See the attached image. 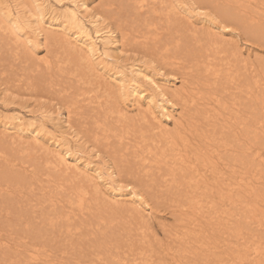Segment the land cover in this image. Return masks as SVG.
<instances>
[{"label":"bare ground","instance_id":"bare-ground-1","mask_svg":"<svg viewBox=\"0 0 264 264\" xmlns=\"http://www.w3.org/2000/svg\"><path fill=\"white\" fill-rule=\"evenodd\" d=\"M54 1L64 6L60 11L51 10V15L45 17L44 1L0 0V33L13 44V59H19L22 53L31 56L36 39L46 38L49 27L61 28L66 33L72 30L66 44L77 52L89 75V80L78 87L84 90L85 85L94 84L92 88L101 89L103 84L114 82L120 101L109 106V94L100 100L95 95L78 93L67 110L65 127L71 129L72 115L89 110L93 140L106 148L119 146L107 153L112 158L120 153V161L124 162L120 171L134 185L140 182L148 188L149 182L157 179L160 185L164 184L166 192L179 203L178 223L163 231V239L154 234H138L143 226L139 208L126 207L123 202L108 198L99 183L70 161L67 151L59 149V142L54 140L52 147L41 143L35 125L23 122L18 115L5 116L0 121L4 136H9L8 143L26 156L37 154L46 173L55 175L56 180H42L35 178L36 172L28 173L29 187L26 191L16 190L11 196L15 203L25 202L24 206L37 212L32 218H39L38 227L72 225L73 232L65 229L71 238L76 225L89 223L86 218L95 210L128 213L126 235L130 248L135 245L137 252L131 256L115 251L121 256L117 258L119 262L111 264H264V65L257 64L262 63L261 59L244 57L236 41L222 37L227 32L231 38L243 36L246 41L264 45V0H190L192 11L201 12L199 17L210 24L209 31L202 36L190 21H180L166 0H130L125 4L126 0H104L111 21L91 8L89 0ZM123 6L133 8L137 30L125 29V22L120 21L119 10ZM185 19L188 21V16ZM29 31L34 33L33 37H29ZM118 44L137 45L164 81L178 80L179 84L170 82L175 86L165 87L138 65L123 71L113 53ZM33 63L45 71L58 66L60 61L45 55ZM105 72L110 73L105 76ZM143 81L152 85L158 96L180 105V116L172 118V128L167 123L171 109L162 105L166 113L156 112L155 93L144 94ZM132 106L135 113L130 115L128 109ZM108 107L113 109L109 113ZM44 114L42 117L46 118L48 115ZM113 120L118 123L114 124L117 132L108 128ZM11 129L16 135L30 131L33 143L25 144L15 134H8ZM146 130L151 133H145ZM27 167L23 169L28 170ZM107 175L115 181L113 171ZM7 177V172L0 174V198L14 192ZM64 181L73 182L74 187L62 190ZM37 187L44 190L40 198L49 202L46 209L40 205L39 211L31 203ZM113 194L117 197L120 192ZM59 197L64 198L61 205ZM22 207L20 204L19 208ZM4 209V214L0 213V218H6L5 225L0 222V264L49 261L48 254L45 259L41 257L45 251L41 253L40 241L25 240V235L14 231L7 216L11 209ZM18 213L16 221L23 216L19 210ZM14 232L19 236L13 238ZM10 250L14 257L22 256L16 263L10 261Z\"/></svg>","mask_w":264,"mask_h":264},{"label":"rangeland","instance_id":"rangeland-1","mask_svg":"<svg viewBox=\"0 0 264 264\" xmlns=\"http://www.w3.org/2000/svg\"><path fill=\"white\" fill-rule=\"evenodd\" d=\"M36 1L38 3L44 1L43 13L45 17L51 15V10L60 11L59 8L64 6V4L54 0ZM129 1L126 0L123 4ZM89 3L91 8L98 9L101 12L100 14L104 19L111 21V16L108 12L110 9L108 11L105 10L108 6L106 1L89 0ZM29 4L32 10L35 11L34 3L30 1ZM166 4L172 6V10L177 13L180 21L185 23L190 21L199 36L209 31L207 26L210 24L199 17L201 12L192 11L194 6L192 7L190 0H166ZM119 12V19L125 22V29L130 31L137 30V24L133 22L135 14L133 8L123 6V9L119 10ZM185 15L188 16V21L185 19ZM59 19L60 16L56 20L59 21ZM71 31L66 33L61 28L49 27L46 29V38L39 37L36 39L37 44L33 49L34 52L30 51L29 53L31 56L27 55L25 57L24 55L26 54L21 52L22 55L19 59H13V44L11 45L10 40V42H7V37L0 33V38H4L3 42L0 41V121L5 116L18 115L23 122H32L36 131L41 134L40 142L50 147H52L50 143L54 140L59 142V149L63 150V152L67 151V158L72 162H76L81 171H84L94 181H97L102 192L108 198L113 197L116 201L126 204V207L139 208L143 217V226L138 230V234L140 232L154 234L155 238L163 239V231L173 229L178 223V208L176 206L179 203L176 201L175 196L171 195L170 192H166L164 184H162L163 186L160 185L158 179L156 182H149L148 188L142 187L143 184L140 185V182H138V185H134L129 176L125 172L120 171L124 164V162L120 161V153L114 158L107 153V151H116L119 146L115 144L113 148L112 146L111 148L102 147L91 137L90 127L93 124L89 117V110H85L82 115H72L70 120L71 129L65 127L63 121L66 119L67 110L73 106L75 97H72L78 93H85V95L93 97L95 95L100 100L106 98V95L109 94V106L117 105L118 101H120L114 82H111L112 85L103 84L101 89L98 87L92 88L94 84L85 85L84 90H82L83 87H78L82 82L86 81L89 75L86 66L78 58L77 52L68 49L71 44L68 45L66 42H68ZM115 33L116 37L119 38L116 31ZM226 33L222 37L224 39L227 38L229 42L236 41L244 57L250 60L261 59L262 63L257 64L264 65V45L255 40L246 41L243 36L237 37V39L236 37L231 38L232 36ZM28 35L33 37L34 33L29 31ZM20 51L23 50L20 48ZM114 51L113 53L118 57L117 62L120 65V69L123 71L128 72L127 68L130 65H138L143 72L150 74L158 82H162L165 87L169 85L173 88L175 86L173 84H179L178 80L170 81L173 84L169 80L164 81L159 74L161 72L158 71L154 63L148 62L149 59L140 52V49L138 50L137 45L131 44L130 47V45L123 46L118 44L117 49H114ZM45 55H48L52 60H59V65L50 70L45 69V71L41 66L38 69L33 62L42 59ZM35 59L37 60L35 61ZM110 72L112 73L113 70H110ZM110 72H105L104 75L107 76ZM165 75L170 78L169 73ZM141 85L144 89V94L150 91L155 93L154 87L149 83L143 81ZM165 87L162 89H166ZM153 99L157 104L156 112L166 113L167 110L162 109V105L171 109V117H168L167 123L172 128L174 124L172 118H179L180 116V105L169 101V98L161 94L159 96L156 93L153 94ZM131 108L128 111L130 115H133L135 110L133 106ZM112 110V108L108 107V113ZM43 112L48 115L46 118L42 117L45 115ZM56 118L60 119L57 120ZM114 124L117 125L118 123L113 120V123L108 128L112 129V132H117L118 130L114 127ZM14 132L11 129L7 133L10 135L15 134L14 136H17L18 139L25 140V144L33 143L30 131L23 130L19 135ZM4 133L0 124V151L2 152L0 155V174L3 172L8 173L7 179L10 180V186L14 192L10 194V197L0 198V213L4 214V208L9 207L11 211L7 216L14 231L17 234L25 235V240L40 241L43 249L40 251L42 254L45 251L41 257L45 259L44 255H49V261L45 260L44 264H111L115 260L119 262V259H117L121 256L119 252L131 256L132 253L137 252V250H134V244L130 248V241L126 235L129 230V227H127L129 218L127 215L129 214L122 211L115 213L114 210L109 209H99L94 212L92 210L93 213H90L89 217L86 218L89 223L76 225L77 228L76 230L74 229L75 233H73L74 236L72 238L67 236V230H65L71 229L73 232L72 225L67 227L65 223H60L57 228H51L49 225L38 227L36 222L39 218H32V215L35 216L37 212H32V208L29 205L24 206L25 202L15 203L11 196L15 194L17 189L27 190L29 178H31L28 173L31 175V172L34 171L36 172L35 178L39 177L42 180L49 179L53 181L56 180V176L46 173L44 162L37 154L32 153L26 156L12 149L8 143L9 136H4ZM145 133L150 134L151 132L146 130ZM103 148L106 149L104 150ZM25 167L28 170L23 169ZM109 171L114 173V182L110 176L108 177L109 179L107 178V172ZM98 176L101 178H98ZM43 183L46 182L43 181ZM72 187H74L73 182L64 181L61 189L69 191ZM42 191H39L37 187L34 191L35 195H32L31 203L34 204L33 209L35 211H39L40 205H43L46 209L49 204L48 200H44L45 197L40 198L41 194H43ZM117 192H120V195L116 197L113 193ZM24 196H27L26 192ZM59 198L62 199V201L58 202L61 205L64 203V198ZM20 204L23 209L19 208ZM18 210L23 215L20 217V221H16L19 215ZM5 219L4 217L0 218V222L4 221V225L6 224ZM46 222L48 221L46 220ZM16 233H13V238L15 235L19 236ZM130 233H134V231ZM115 251L119 252L116 253ZM9 255L12 263H16V259L22 257H14L11 250Z\"/></svg>","mask_w":264,"mask_h":264}]
</instances>
